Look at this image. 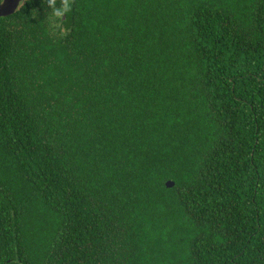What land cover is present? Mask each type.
I'll return each mask as SVG.
<instances>
[{
    "label": "trees",
    "instance_id": "obj_1",
    "mask_svg": "<svg viewBox=\"0 0 264 264\" xmlns=\"http://www.w3.org/2000/svg\"><path fill=\"white\" fill-rule=\"evenodd\" d=\"M0 264H264V0L1 16Z\"/></svg>",
    "mask_w": 264,
    "mask_h": 264
},
{
    "label": "water",
    "instance_id": "obj_2",
    "mask_svg": "<svg viewBox=\"0 0 264 264\" xmlns=\"http://www.w3.org/2000/svg\"><path fill=\"white\" fill-rule=\"evenodd\" d=\"M24 0H1L0 1V17L12 14ZM174 182L171 180L166 181V186H173Z\"/></svg>",
    "mask_w": 264,
    "mask_h": 264
},
{
    "label": "clouds",
    "instance_id": "obj_3",
    "mask_svg": "<svg viewBox=\"0 0 264 264\" xmlns=\"http://www.w3.org/2000/svg\"><path fill=\"white\" fill-rule=\"evenodd\" d=\"M48 3L54 9V15L60 17L64 14L65 10L69 9V0H62V9H56V0H48Z\"/></svg>",
    "mask_w": 264,
    "mask_h": 264
}]
</instances>
